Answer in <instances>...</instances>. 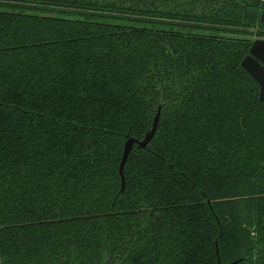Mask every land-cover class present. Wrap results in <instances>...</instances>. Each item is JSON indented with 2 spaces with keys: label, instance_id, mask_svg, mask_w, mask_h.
<instances>
[{
  "label": "trees",
  "instance_id": "obj_1",
  "mask_svg": "<svg viewBox=\"0 0 264 264\" xmlns=\"http://www.w3.org/2000/svg\"><path fill=\"white\" fill-rule=\"evenodd\" d=\"M262 5L0 0V264H264Z\"/></svg>",
  "mask_w": 264,
  "mask_h": 264
},
{
  "label": "water",
  "instance_id": "obj_2",
  "mask_svg": "<svg viewBox=\"0 0 264 264\" xmlns=\"http://www.w3.org/2000/svg\"><path fill=\"white\" fill-rule=\"evenodd\" d=\"M261 21L264 22V11L261 13ZM242 68L257 82L259 85V101L264 103V41L255 40L253 45L249 50V54L242 60L241 62ZM160 110L159 106L157 109V113L154 117L153 124L151 129L145 134L142 140H136L134 138H127V141L124 145L122 159L119 165V174L121 177V192L124 190L125 177H124V166L127 162V159L134 148L136 146L138 149H146L152 138L154 137L160 118ZM217 255L219 252L217 250ZM240 260L234 261L229 264H237ZM218 264H221L220 259L218 258Z\"/></svg>",
  "mask_w": 264,
  "mask_h": 264
},
{
  "label": "flooded vegetation",
  "instance_id": "obj_3",
  "mask_svg": "<svg viewBox=\"0 0 264 264\" xmlns=\"http://www.w3.org/2000/svg\"><path fill=\"white\" fill-rule=\"evenodd\" d=\"M262 2L264 3V0H262ZM262 11H264V5H262V7H261V9H260V22H261V23H264V22L261 21V13H262ZM262 31H263V34H264V29H262ZM255 40H262V41H264V37H261V38H254V39H253V42H252V45H253V43H254ZM252 45H251V46H252ZM250 48H251V47H250ZM249 50H250V49H249ZM248 54H249V52H248Z\"/></svg>",
  "mask_w": 264,
  "mask_h": 264
}]
</instances>
